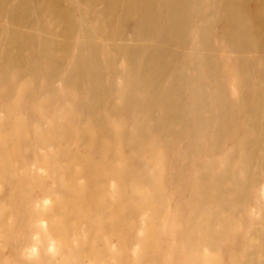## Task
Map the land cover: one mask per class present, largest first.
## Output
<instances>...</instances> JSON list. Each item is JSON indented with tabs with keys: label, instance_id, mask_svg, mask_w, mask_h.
I'll use <instances>...</instances> for the list:
<instances>
[{
	"label": "rangeland",
	"instance_id": "rangeland-1",
	"mask_svg": "<svg viewBox=\"0 0 264 264\" xmlns=\"http://www.w3.org/2000/svg\"><path fill=\"white\" fill-rule=\"evenodd\" d=\"M261 2L0 0V55L19 67H0V264L247 261L264 176L228 169L256 139L251 172H264V133L248 128L264 114ZM13 13L29 42L6 51ZM220 181L207 202L200 189Z\"/></svg>",
	"mask_w": 264,
	"mask_h": 264
},
{
	"label": "bare ground",
	"instance_id": "bare-ground-1",
	"mask_svg": "<svg viewBox=\"0 0 264 264\" xmlns=\"http://www.w3.org/2000/svg\"><path fill=\"white\" fill-rule=\"evenodd\" d=\"M263 2H264V0H262L261 3H263ZM261 6H262V4H261ZM235 7H236V5H235ZM232 8H233V4L231 2H228V9L229 10L230 9L233 10ZM262 8L264 9V7H262ZM24 19H25V17L23 16V17H21V21H20L18 16H16V13H13L11 15V19H9V21L11 22V27H13V28L11 30H9L8 34L6 35V43H5L6 51H8V50H10V51L11 50H18V49H21V48L25 47L28 44V42H29L28 41V37H26L25 40H23V41L22 40H18V38L16 37V33H17L16 31L22 29L23 24L26 23V22L23 21ZM238 21H239V15H238L237 11H235V9H234L233 13H232V17L230 19L229 26H228L229 29H230L229 33H231L233 35L231 37L232 40L236 39V42L238 43V45L245 47V45L248 44V42L246 41V38H245V36H247V35H246V33L244 31H241L239 29ZM69 33H71V32H69ZM22 35L23 34H21V36ZM0 57H1L0 58V67L3 69V73L5 72L4 75H5L6 78L9 77V74L6 71L12 72V70L15 69L14 66L17 69H19V67H17L16 63L10 62V60H9V51L5 52L4 54H1ZM94 72H95V70L89 69V72H87V76H89V77L94 76ZM5 77L0 75V88H2L4 86V83H6ZM71 91H75L76 92L75 89H71ZM151 97H152V95H151ZM238 115H239L238 111L232 113L228 117L227 122H228V128L230 129V134H231V138L229 140L231 142L240 143L241 144L243 139H245V135L247 134V131L245 130V131L241 132L238 129V125H239V122L237 121V116ZM254 115H255V118H254V116L252 117L253 121L248 122V128L249 129H253V131L258 133V134L259 133H264V124H263L264 114L262 112H260V111H257V112H254ZM107 132H108V130H107ZM240 135H241V138H240ZM256 141L257 140L255 139L254 141L247 142V145H245V146H247L246 150H248V155L245 158L243 156H241V152L239 151V149L236 150V152L234 153V156H235L234 157V161H232L231 165L229 166V169H228L229 171H231L232 168H235V166L238 165V162H240V163H242L241 166H242L243 170H245L246 174H248V176H250L249 177L250 180L256 179V178H258L260 176H264L263 175L264 172L263 173L262 172H260V173L259 172H257V173L256 172H254V173L251 172V168H253V167H252V164H250V163L252 162V159L256 158L255 157L257 155L256 154V152H257L256 148H257V146L260 145V143L258 142V144H259L258 145L256 143ZM261 141H262V144L264 145V136L262 137ZM229 179L231 181H233L235 178L234 177H229ZM221 183L224 184V181L214 182L210 186L206 187L205 190L203 189V186L201 185L202 188L200 190L203 193H205V197H206L207 202L213 201V202L217 203L218 200H220L221 195L225 192L224 189L221 186ZM243 205L244 204L240 203L239 204L240 208L243 207ZM251 206H253V205H251ZM205 220H206V218L203 217L202 218V222H204ZM220 228L221 229H220L219 233H222L223 229L226 230L224 221H222L220 223ZM217 236H218V232L213 237H217ZM254 236H253V239L257 241V244L254 245V248H253L254 251H251V253H248L247 256L245 255L247 257V261H245V263H241L240 260H239V257H236V256L234 257L233 255H231V259L229 261L230 264H257V261L255 260V256L257 254H261V257L264 260V235L263 236L256 235L255 237ZM255 246H256L257 249H255ZM233 250L235 251V249H233ZM74 252H76V251H74ZM74 254L76 256V253H74ZM43 262H45V261H43Z\"/></svg>",
	"mask_w": 264,
	"mask_h": 264
},
{
	"label": "clouds",
	"instance_id": "clouds-1",
	"mask_svg": "<svg viewBox=\"0 0 264 264\" xmlns=\"http://www.w3.org/2000/svg\"><path fill=\"white\" fill-rule=\"evenodd\" d=\"M45 203H47V201H45ZM39 226L43 228V227L45 226V225H44V222L41 221L40 224H39ZM50 250H54V243H53L52 246H50Z\"/></svg>",
	"mask_w": 264,
	"mask_h": 264
}]
</instances>
